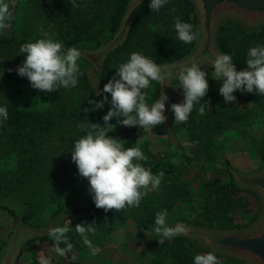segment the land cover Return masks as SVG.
I'll list each match as a JSON object with an SVG mask.
<instances>
[{"label": "trees", "instance_id": "16d2710c", "mask_svg": "<svg viewBox=\"0 0 264 264\" xmlns=\"http://www.w3.org/2000/svg\"><path fill=\"white\" fill-rule=\"evenodd\" d=\"M93 3V0H75L76 7H73L71 0H39L36 8L39 7L38 13H41V17H46L50 21H57L58 24L60 22L58 20L65 12L75 10L74 14L78 16V20L81 22L76 25L73 35L58 40L67 49L70 47L78 48L81 46L79 41H87L93 37H102V40H104L108 34L107 27H109L111 34L115 33L128 0H105L104 5L107 7V12L103 24L99 25L85 20L86 13H88ZM149 5L150 0H143L140 3L126 39L106 54L101 63L100 73L95 70L98 77L97 88H94L91 82L89 85L84 65L80 63L81 74L78 80L82 82L76 87H71V91L79 90V92H75L74 99L71 101L64 98L58 90L46 93L31 87L30 94L44 101L45 106L38 109L31 108V98H27L22 105H19L16 101V92L19 91L22 84H18L12 97L10 96L0 102V106L8 109V119L0 120V163L9 158L12 159L17 173L13 178H9L6 170L0 167V194H14L26 202L27 209L21 216H18L13 208L2 206V208L9 211L12 219L17 224H26L37 208L47 206L48 203L53 202L57 206L51 211L50 218L52 219L51 223L53 222L54 225L57 222L56 226L62 225L66 222V219L71 217L76 221L80 219L78 215L84 214L88 217L102 216V219L98 218L101 227L98 226V223L95 226L98 227L96 231L101 233L112 231L120 222L129 218L139 227L144 228L155 225L157 212L173 207L175 200L178 199L176 193L188 191L190 183L179 177L178 171L173 167L172 156L159 157L153 150L146 147L142 151L146 159L140 161V163L150 169L154 175L160 172L164 173L160 186L161 189L164 188L162 196L165 200H160L157 197L159 196L158 192L146 193L143 195L139 207H126L119 212H115V210L105 212L104 209H98L95 206L93 199L71 204V201L79 195L87 184L82 183L80 179L79 184L73 178L67 180L56 177L57 174L49 169V164L46 162V147L49 146L50 139L63 131L62 127L64 125L68 124L77 136H82L90 130V123L104 124L103 117L107 114L111 104L106 103L102 109L93 110L89 100H103L105 95L108 96L109 101L111 100V94L103 93L102 89L113 77V60L115 58L123 56V58L126 57L127 61L131 53L139 52L153 59L156 63H161L178 59L192 49L195 41L190 44L181 42L177 38L175 30L163 42L148 48L139 47L140 44H144L145 37H143L142 31L145 27V17L150 10ZM165 6L170 29H175V19L179 17L182 22L192 24L193 30L197 31V14L191 0H168ZM11 24L10 30L6 29L0 32V54L13 53L16 60L22 63L25 56L21 52H16V50L24 43L35 42L38 40V36L29 41L31 35H28V33L30 32L27 31L25 35V30L16 32L17 21L15 18L12 19ZM217 44L223 53L232 56L233 62L239 70H246L247 64L245 61L249 48L257 45L264 46V23L255 28H247L237 18L225 17L218 25ZM79 58L90 63L84 56ZM207 79L209 90L204 101L210 102V110L201 114L194 106L186 123V133L190 140L202 144L204 159L210 160L215 158L212 149L224 129L251 115L264 113V96H260L256 92L248 93L246 96L237 90L234 93L237 100L232 104H228L224 102V98L219 93V83L221 81L213 79L212 74L208 72ZM19 80L22 82L21 78ZM145 91L148 93V99L155 101L158 96L159 83L151 81L149 89ZM97 92H100L101 95H96ZM76 120H80V122L76 124ZM110 123L112 124L108 130L110 136L119 138L124 148L137 147L138 133L132 134L131 129L119 124L116 118H113ZM175 145L180 154L187 161H190V154L184 146L179 142H176ZM225 163L226 165L230 164L228 158H225ZM201 185L205 200L203 210L200 211L202 219L192 220V222L203 226L228 228L247 225L256 218L258 212H254L250 222H238L236 212L247 207V203L243 198L246 194H255V192L237 186L229 170L226 178H222L219 171H216L205 178ZM168 199L171 200L168 201ZM178 219L189 221L185 218ZM178 219H175L172 225ZM48 236L49 231L36 230L26 238V243L44 240ZM158 239L160 238L142 239L144 248L151 254L148 264H194L196 254L208 252H214L221 264H244L242 260L232 255L213 251L183 235L166 240L164 244H160ZM3 243V240L0 241V246ZM92 244H95V242H92ZM77 246L81 247V244L77 242ZM83 247L86 248V246ZM22 250V248L19 249L17 256L21 254ZM70 264L80 263L77 260H71Z\"/></svg>", "mask_w": 264, "mask_h": 264}, {"label": "clouds", "instance_id": "9594fccd", "mask_svg": "<svg viewBox=\"0 0 264 264\" xmlns=\"http://www.w3.org/2000/svg\"><path fill=\"white\" fill-rule=\"evenodd\" d=\"M76 7L75 0H71ZM168 0H150V10H159ZM14 0H0V32L10 27L13 19ZM174 28L177 38L184 43H192L199 35L193 30V25L182 22L176 17ZM20 52L25 59L18 65L16 72L21 77H27L31 87L42 92L52 93L61 87L69 88L78 85L81 74L78 59L81 55L76 47L65 49L62 42L51 38H41L35 42L22 44ZM246 70L238 71L230 54L220 53L213 61L212 77L221 81L219 93L224 102L232 104L237 100L234 93L256 92L264 96V46L250 47L247 53ZM115 75L102 89L110 93L111 100L105 95L103 100H89L93 110L102 109L106 103L111 107L103 117L104 124L90 123L89 129L72 147V161L78 168L79 175L89 182V192L95 206L105 212H117L126 207H139L143 195L157 188L164 176L163 172L154 175L140 161L146 159L140 147L124 148L121 140L109 135L110 121L116 118L123 126H140L143 129L162 125L167 120L165 116L168 95L161 88L160 96L154 103H146L147 89L151 81L164 85L173 73L165 66L157 64L153 59L139 53H131L129 59L121 63ZM9 71H12L9 69ZM178 81L184 92L181 103L171 104L175 122L187 123L194 106L199 105V112L204 114L210 110V102L204 101L209 82L207 72L195 62L179 66ZM96 95H101L97 92ZM8 119L7 107L0 106V120ZM175 162V161H173ZM167 210L156 213L154 232L160 244L166 240L186 234L182 224L169 226L166 221ZM95 222H83L75 226L84 246L95 255L89 234L96 232ZM70 228L58 225L49 229L53 239V251L59 256L71 252L73 244L68 233ZM61 244L64 246L62 247ZM39 264H51L50 258L38 257ZM194 264H221L214 252L196 254Z\"/></svg>", "mask_w": 264, "mask_h": 264}, {"label": "rangeland", "instance_id": "374dc122", "mask_svg": "<svg viewBox=\"0 0 264 264\" xmlns=\"http://www.w3.org/2000/svg\"><path fill=\"white\" fill-rule=\"evenodd\" d=\"M93 1V5L90 6L88 13H86L85 20L97 25L103 24L105 13L107 12V7L104 5L105 0ZM38 3L39 0H18L17 7H15L16 10H14L15 13H13V18L17 21L16 32L25 30L24 35L27 31L30 32L28 33V35H31L29 41L35 39L37 36L38 39L51 38L58 41L65 36L73 35L75 32L74 30H76V25L81 22L78 20V16L74 14L75 10L65 12V14L58 20L60 21L58 24L57 21H50L46 17H41V13H38L39 7L36 8ZM166 10L167 8L165 5L159 10V12L149 10L145 17V27L142 31V35L145 37L144 44H140V48L154 46L159 42H163L170 34L174 33L175 29H170L171 27L168 23V16L165 13ZM106 30H108V34L105 36L104 40H102V37H93L87 41H79V44L81 45L80 47L95 48L104 44L114 34L110 33L109 27H107ZM20 48L21 46H19L16 52H20ZM124 62H126V57L123 58V56L113 60L114 69L112 76L115 75L117 71L116 68ZM77 63L78 65L80 63L84 65L85 73L89 79V85L91 82L92 86L97 88L98 77L95 73L94 66L80 58ZM21 64V62L16 60L13 53L8 55L0 54V102L8 99L10 96L12 97L18 84H22V87L16 92V101L18 104L22 105L27 98H31V108H43L45 102L35 95L30 94L31 84L27 77H21L15 71L17 66ZM199 67L203 71L212 74V67H209L208 65H201ZM9 69L12 71H9ZM19 78L22 79V82ZM81 82V80H78V85ZM58 91L64 98L70 101L74 99L75 92H79L78 89L71 91V87H61ZM183 96L184 92L183 89L180 88L177 78L172 85L171 104L181 102ZM153 101L154 100L152 99H147L146 103L151 105ZM195 107L199 110L198 104L195 105ZM172 116L173 132L176 137V142L181 143V145H183L189 152L190 161H187L186 158L180 154L175 143L168 139L164 124L150 127L148 129L142 128L137 134V147H140L142 151L148 147L159 157L168 155L172 156L171 158L175 161L173 162V167L178 171V174L180 175L179 177L183 181H188L190 183L187 192L180 191L176 193L178 199L175 200L173 207L165 209L167 210L166 221L169 226H171L172 222L178 218H185L189 221L202 219L200 211L203 210L205 200L204 190L201 183L205 178L218 171L216 164L217 152L220 155L226 153V158H228L230 164L238 170L250 171L264 164V113L251 115L224 129L219 139L216 141L215 147L212 149L215 153V158L210 160L204 159L202 144L194 142L188 138L186 133V123L175 122L173 111ZM76 122V124H78L80 120H76ZM134 127L136 126H127V128L130 129ZM62 130L63 131L58 133L56 137L50 139V144L46 147V162L49 164V169L57 174L56 177L65 178L67 180L73 178L78 183L80 179L82 183L87 184L86 187L84 186V189L80 191L79 195L71 201V204L81 201H90L93 198L92 194L89 192V182L86 178H82L79 175L78 168L71 158L73 143L81 136H77L74 131L70 129L68 124L64 125ZM230 143H233L232 148ZM234 144H239L240 148L238 149V146L235 147ZM0 167L1 169L6 170L9 178H13L17 174L15 163L10 158L1 162ZM163 190L164 188L161 189V186L159 185L157 188L148 191L147 193L158 192L159 196L157 197L160 200H165L162 196ZM243 199L247 203V207L236 212V217L239 223L250 222L254 212L259 213L261 210V202L256 193H248ZM170 200L171 199H168V201ZM3 205L13 208L18 216H21L27 209L26 202L22 201L18 196L14 194H0V236L4 234V243L0 246V260L6 252L7 246H9L10 248L14 247L18 251L20 248L24 249V254L30 255L33 259L35 258L37 251H40V253H42L41 256L51 259V264H70L71 260H77L80 264H83L86 262L84 259L87 261L90 260V264H92V262L95 261L94 259L96 258H90L88 250L85 249L82 251L84 245L80 236L75 231V226L83 222H95V224L98 223V226L101 227V225H99L100 220L98 219H102L101 215L88 217L87 215L81 214L78 215V218L80 219L76 221L72 217L66 219V222L61 226L66 225L70 228L67 235L73 244V248L66 256H59L53 251V239L50 236L44 240H36L31 243H26V238L34 233V231H41L42 228H46L45 230L49 231L50 228L57 225V222L55 225L53 222L51 223L52 219L50 218L51 211L57 206L55 203L51 202L48 203L47 206L37 208L26 224H17L12 219L9 211L2 208ZM96 229H98V227ZM134 235L139 242H142V239L144 238H160L154 232V225L142 228L129 218L120 222L112 231L102 233L96 231L94 235L89 234V239H94L92 242H95L96 248H100L99 251L102 253L101 256L104 254L106 258L111 259L120 252L119 248L124 246V244L127 246L129 244L133 245ZM10 240L11 243L9 244ZM77 242L81 244V247L77 246ZM61 246L63 247L64 245L61 244ZM90 252L92 251L90 250ZM17 258L18 257L16 256L14 260L15 264H18ZM26 259L27 258L22 257L19 262H23L24 264V260ZM243 263L246 264L244 261Z\"/></svg>", "mask_w": 264, "mask_h": 264}, {"label": "water", "instance_id": "95a60500", "mask_svg": "<svg viewBox=\"0 0 264 264\" xmlns=\"http://www.w3.org/2000/svg\"><path fill=\"white\" fill-rule=\"evenodd\" d=\"M142 1L128 0L117 30L104 44L95 48H77L81 53L80 56H84L98 73L101 71V63L106 54L126 39L133 17ZM191 2L196 10V32L199 33L192 49L178 59L157 63L173 73L171 78L163 82L165 86H161L159 83L157 96L159 98L161 88H163L169 97L166 101L165 116L167 120L164 125L167 137L173 143H176V137L172 123L171 91L174 81L178 78L179 66L195 62L199 66L208 65L213 68L216 55L223 53L217 44V29L223 18H237L247 28H255L264 23V0H191ZM16 3L17 0H14L13 13ZM237 70L240 71L238 68ZM248 93L243 92L246 96ZM141 129L140 126H136L131 129V133H138ZM227 168L237 186L252 190L258 195L261 210L256 218L249 224L240 227L217 228L181 219L176 220L172 226L182 224L187 230L183 236L195 240L213 251L232 255L246 264H264V164L250 171L238 170L231 164H228ZM45 229L42 228L41 232H46ZM17 253L18 250L14 247L7 246L0 264H15Z\"/></svg>", "mask_w": 264, "mask_h": 264}, {"label": "crops", "instance_id": "0c3cea01", "mask_svg": "<svg viewBox=\"0 0 264 264\" xmlns=\"http://www.w3.org/2000/svg\"><path fill=\"white\" fill-rule=\"evenodd\" d=\"M230 145L232 148L233 143H230ZM234 146L235 147L238 146V149L240 148L239 144H234ZM225 154L226 153L220 155L218 154V152L216 154V164L218 167L219 174L222 178H226L228 174L227 165L225 163V158L227 157V155ZM0 237H1L0 238L1 241L4 240V234H2ZM133 237H134L133 245L129 244L127 246L126 244H124V246H121L119 248L120 252H118L115 255V257L111 259L106 258L104 254L101 256L102 253L99 251L100 248L99 247L96 248L95 244H93L94 248L96 249L95 255H93L92 252H90V249L87 247L86 248L82 247V251L86 249L89 252L90 258L93 259L96 258L94 259L95 261H93L92 264L95 263L96 264H148L151 258L150 252L146 248H144L142 242H139V240L135 238V235ZM24 253L25 251L23 249L21 254L17 256L18 264H23V262L22 263L19 262L22 257L27 258L26 260H24L25 261L24 264H39L38 257H45V256H41L42 253H40V251L39 252L37 251L34 259L30 257V255L28 254L26 255ZM84 261H86L84 263L90 264V260L87 261L86 259H84Z\"/></svg>", "mask_w": 264, "mask_h": 264}]
</instances>
